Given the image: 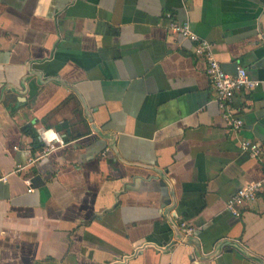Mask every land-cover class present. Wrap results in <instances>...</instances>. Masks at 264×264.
Returning <instances> with one entry per match:
<instances>
[{"label": "crops", "instance_id": "0c3cea01", "mask_svg": "<svg viewBox=\"0 0 264 264\" xmlns=\"http://www.w3.org/2000/svg\"><path fill=\"white\" fill-rule=\"evenodd\" d=\"M171 20L260 80L240 131ZM263 172L264 0H0V264H264V190L227 209Z\"/></svg>", "mask_w": 264, "mask_h": 264}, {"label": "built area", "instance_id": "2783aa9c", "mask_svg": "<svg viewBox=\"0 0 264 264\" xmlns=\"http://www.w3.org/2000/svg\"><path fill=\"white\" fill-rule=\"evenodd\" d=\"M170 29L173 34H177L193 42L194 54L204 57L207 62L206 71L210 84L215 91L216 99L222 108L228 127L230 131H240L244 125V121L242 117L235 115L233 101L238 92L255 89L260 84V80L252 78L247 68L241 65L237 66L233 74L226 72L216 56L215 44L199 36L192 29L189 21L177 22L171 20ZM47 129L49 128H39L38 131L39 138L43 145L42 156L67 144L60 132L61 140H53L51 143H48L43 138V133ZM240 149L244 152H248L251 158L255 160L260 159L262 156V148L258 141L243 139L240 142ZM17 168L20 170L21 165L17 166ZM26 182L29 185V191L33 190V188L30 187L32 184L31 180L27 178ZM262 190H264V172L260 179L239 187L229 198L227 209L235 216H242L246 207L248 208L253 205L258 193ZM181 229L184 233L183 241H185L187 237L192 236L195 232V228L188 225L185 221L181 222Z\"/></svg>", "mask_w": 264, "mask_h": 264}, {"label": "clouds", "instance_id": "9594fccd", "mask_svg": "<svg viewBox=\"0 0 264 264\" xmlns=\"http://www.w3.org/2000/svg\"><path fill=\"white\" fill-rule=\"evenodd\" d=\"M43 138L51 143L53 140H61L59 132L55 128H49L43 133Z\"/></svg>", "mask_w": 264, "mask_h": 264}, {"label": "water", "instance_id": "95a60500", "mask_svg": "<svg viewBox=\"0 0 264 264\" xmlns=\"http://www.w3.org/2000/svg\"><path fill=\"white\" fill-rule=\"evenodd\" d=\"M62 125H64V124L58 125V126L56 127V129H57V130H60Z\"/></svg>", "mask_w": 264, "mask_h": 264}]
</instances>
